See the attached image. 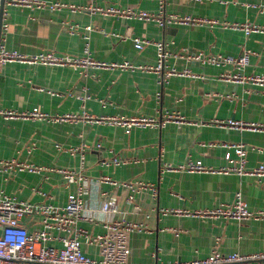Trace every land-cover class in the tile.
Returning <instances> with one entry per match:
<instances>
[{"label":"crops","instance_id":"obj_1","mask_svg":"<svg viewBox=\"0 0 264 264\" xmlns=\"http://www.w3.org/2000/svg\"><path fill=\"white\" fill-rule=\"evenodd\" d=\"M6 1L1 5L5 8L7 28L0 35L7 49L25 55L53 51L107 63L125 61L133 69L9 62L0 70V110L23 112L36 107L49 116L77 117L83 111L95 116L156 118L175 113L182 122L132 128L126 133L120 126L88 123L79 118L58 122L0 117V158L45 167L39 173L15 169L3 172L0 190L17 199L61 206L76 194L79 186L67 183L58 169L79 173L83 211L90 218L80 221L79 227L95 236L103 232L105 221L138 224L129 242V260L134 264L203 259L214 245L223 254L264 252V220L237 222L173 212L228 204L236 191L241 192L250 210H264V176L220 172L229 150L208 145L243 143L247 146L246 168L264 165V128L233 129L218 122L230 119L264 124V84L224 81L220 75L235 73L233 67L174 56L197 52L235 56L250 50L256 54L250 56L249 66L241 73L264 76V32L245 33L231 26L251 23L262 27L264 0H44L61 4L56 10L4 6ZM71 6L76 10H71ZM108 6L191 15L217 23L158 26L83 10ZM86 26L91 30L86 31ZM134 38L151 43L137 49ZM153 41L166 44L170 54L164 69L188 70L202 78L173 75L162 80L161 72L139 68L156 65ZM230 152L234 154L233 150ZM114 157L125 162L101 164V160L111 161ZM187 159L201 160L213 171L163 169L165 164L178 167ZM101 176L118 184L101 181ZM121 182L152 185L156 194L143 190L129 202V191ZM110 196L117 200L116 209L103 212L101 204ZM28 225L31 229L40 228L39 217ZM50 244L60 246L56 240ZM83 250L87 256L98 258L94 245L83 243Z\"/></svg>","mask_w":264,"mask_h":264},{"label":"built area","instance_id":"obj_2","mask_svg":"<svg viewBox=\"0 0 264 264\" xmlns=\"http://www.w3.org/2000/svg\"><path fill=\"white\" fill-rule=\"evenodd\" d=\"M11 7L25 8H48L50 10L60 9L59 3L49 4L44 0H8L6 5ZM71 10L75 11L76 7L71 6ZM83 10H90L93 15L115 16L123 19L139 20L145 22H154L158 26L169 24H215L217 21L212 19L194 17L191 15L176 16L174 14L167 15L163 11L158 13H150L133 7L119 9L114 6L106 8L85 7ZM5 8L1 5L0 0V32L6 30ZM235 29H242L245 33L264 32L262 27L251 23L232 24ZM73 27L72 30H76ZM86 31H90L91 27L86 26ZM87 35L84 36L87 39ZM134 46L142 49L151 41L144 38H134ZM153 45L157 49V62L155 66L139 67L147 71L156 73L161 72L162 80L170 76L185 75L194 78H202V75L192 73L188 70L178 71L175 68L164 69L165 62L170 56L166 49V44L153 41ZM87 47V44H86ZM85 47V48H86ZM87 50V48H86ZM256 54L250 50H244L239 55H220L211 54L204 55L201 52L188 53L185 56L174 55L177 58H184L187 61H196L201 64H211L215 66H231L235 73H222L219 78L224 81H234L243 83L245 81L254 84H264L263 75L245 76L241 71L249 66L250 56ZM9 62H20L28 64H42L51 66H79L86 68L93 66L97 68H131L128 62L107 63L104 61L94 60L90 57H71L61 55L53 51H43L34 55H25L16 50L7 49L1 40L0 35V70ZM83 115L77 117L73 114H65L61 116H49L38 108L29 111L16 112L10 109L0 110L2 118H20L30 120H46V121H70L75 118L83 119L88 123H105L108 125L120 126L128 133L132 128L144 127H163L168 122L181 123L182 117L177 114H165L160 118L132 115V116H95L83 111ZM219 124L228 128L243 129H262L264 124L243 123L236 120H227L225 122L218 121ZM209 146L220 145L229 151L225 153V166L219 169L220 172H234L239 175H255L264 176V165L256 168H246V152L247 146L243 143L219 142L209 143ZM99 147V146H98ZM230 150H233L232 155ZM125 162L120 157H114L111 161L101 160L102 165L113 163L118 165ZM10 169L25 171L28 173H39L45 169L43 166L32 163L18 162L13 159L0 158V175ZM165 170H185L192 173L211 172L213 169L206 167L201 160L187 159L178 167L165 164ZM63 174V178L67 183H78L76 194L71 195L64 205L58 206L51 202L34 203L26 200L17 199L15 196L7 194L0 190V264H134L129 260V242L130 236L134 229L139 225L126 220L105 221L103 223V232L95 236H90L86 230L79 227L82 220H90L84 215V204L82 199L83 189L79 185L82 176L73 170L58 169ZM101 181L118 184L116 181L110 180L106 176L100 177ZM126 189L129 194L127 200L132 202L134 195L149 190L156 194V190L152 185L138 182H121L119 183ZM117 206L115 197H106L101 204L103 212L114 211ZM173 212L180 215L193 216L199 218H221L224 220H234L237 222L247 219L264 220V210H250L245 203L241 192L236 191L234 199L231 203L220 204L214 207H206L195 209L193 211H177ZM39 217L40 228L31 229L29 222ZM53 233H56L54 235ZM56 240L60 242V246H53L50 241ZM83 243L94 245L98 252V258L87 256L83 250ZM264 263V252L252 254H240L237 252L223 254L214 245L211 253L203 258L193 261H177L172 263H156V264H236V263Z\"/></svg>","mask_w":264,"mask_h":264},{"label":"water","instance_id":"obj_3","mask_svg":"<svg viewBox=\"0 0 264 264\" xmlns=\"http://www.w3.org/2000/svg\"><path fill=\"white\" fill-rule=\"evenodd\" d=\"M1 4H3V0H1Z\"/></svg>","mask_w":264,"mask_h":264}]
</instances>
